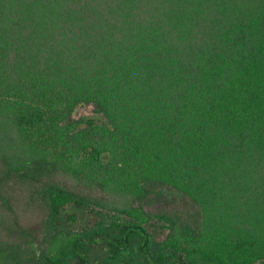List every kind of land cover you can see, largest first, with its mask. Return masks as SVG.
I'll return each mask as SVG.
<instances>
[{
  "label": "trees",
  "instance_id": "16d2710c",
  "mask_svg": "<svg viewBox=\"0 0 264 264\" xmlns=\"http://www.w3.org/2000/svg\"><path fill=\"white\" fill-rule=\"evenodd\" d=\"M0 264H264V0H0Z\"/></svg>",
  "mask_w": 264,
  "mask_h": 264
},
{
  "label": "rangeland",
  "instance_id": "374dc122",
  "mask_svg": "<svg viewBox=\"0 0 264 264\" xmlns=\"http://www.w3.org/2000/svg\"><path fill=\"white\" fill-rule=\"evenodd\" d=\"M76 115H87L95 117V119L100 120V116L94 115L92 112L91 106L82 107L79 108ZM184 198L181 194L177 193L176 191H172L169 189H163L161 191H158L156 194L151 195L147 201L146 206L149 208H160V207H170L174 205L183 204ZM77 212L78 214V220L82 222H88L90 220V217L86 212L82 213L79 212V210L72 204L67 205L61 212L62 219L64 221L67 220V216L70 213ZM30 232H34V230H30ZM34 235V233H32ZM28 241L32 244L37 246V241L34 238V236H29Z\"/></svg>",
  "mask_w": 264,
  "mask_h": 264
}]
</instances>
